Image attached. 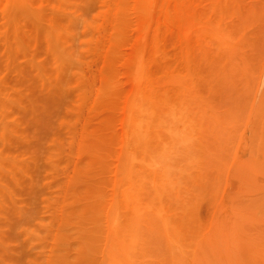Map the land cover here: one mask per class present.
I'll list each match as a JSON object with an SVG mask.
<instances>
[{
  "label": "rangeland",
  "instance_id": "1",
  "mask_svg": "<svg viewBox=\"0 0 264 264\" xmlns=\"http://www.w3.org/2000/svg\"><path fill=\"white\" fill-rule=\"evenodd\" d=\"M0 264H264V0H0Z\"/></svg>",
  "mask_w": 264,
  "mask_h": 264
}]
</instances>
